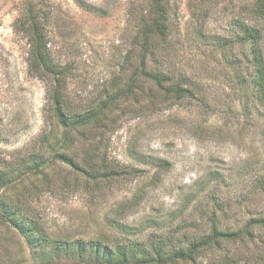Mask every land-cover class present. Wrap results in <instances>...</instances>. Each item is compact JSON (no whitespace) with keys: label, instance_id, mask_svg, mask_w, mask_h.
<instances>
[{"label":"rangeland","instance_id":"obj_1","mask_svg":"<svg viewBox=\"0 0 264 264\" xmlns=\"http://www.w3.org/2000/svg\"><path fill=\"white\" fill-rule=\"evenodd\" d=\"M151 1L83 0L89 11L75 0H0V162L18 184L23 180L6 190V199L19 201L53 238L99 237L113 244L123 235L107 217L133 227L160 220L163 228L144 230L134 237L140 241L170 232L208 234L212 212L223 228L236 231L264 217V104L247 61L251 48L236 46V17L253 0H168L169 49L149 56L148 66L161 57L165 70L188 82L192 97L147 107L149 96L159 93L138 72L140 31L144 20L150 22ZM31 6L48 16L52 58L72 70L67 92L74 106H96L135 81L134 98L115 107L117 125L103 149L111 160L146 174L120 179L106 198L92 201L74 185L72 168L53 159L62 130L53 116V79L30 67L24 22ZM253 24L264 35V22ZM236 60L242 67L237 72ZM83 152L70 153L78 159ZM142 156L172 167L157 173ZM37 166L49 175V186L41 174L31 175ZM156 174L160 183L155 185ZM30 184L38 186L31 196L26 192ZM139 190L147 191L143 203L120 216L122 203ZM253 234V239L223 244V250L207 253L200 263L223 264L227 256L232 264H264V228L256 227ZM0 264H39L26 239L1 217Z\"/></svg>","mask_w":264,"mask_h":264},{"label":"trees","instance_id":"obj_2","mask_svg":"<svg viewBox=\"0 0 264 264\" xmlns=\"http://www.w3.org/2000/svg\"><path fill=\"white\" fill-rule=\"evenodd\" d=\"M80 6L91 10L83 0H75ZM246 11L236 17V46H250L249 64L255 70L253 79L261 103L264 104V50L263 30L253 23L264 22V0H253L245 6ZM205 15V14H203ZM48 16L37 6H31L26 15L24 29L30 41V67L32 71L43 72L53 79L50 99L53 106V116L62 130L58 148L54 151L53 159L71 167L75 175L74 185L90 197L92 201L106 198L112 186L120 179L134 180L145 176L146 171L131 166H123L111 160L103 147L105 137L114 131L117 125L114 112L121 101L134 98L135 81L132 80L126 89H118L98 105L80 109L73 105L68 97V79L72 70L62 66L52 58L47 40ZM141 66L139 75L154 84L157 95L149 96V106L169 105L192 97L187 81L177 78L165 70L162 59L155 58V65L148 66V58L154 54L167 53L168 40L172 34V7L168 0H152L150 22L144 20L141 31ZM228 45V42H227ZM236 60V72L241 69ZM241 77V75H240ZM162 98V99H159ZM156 100H159L156 102ZM99 137V138H98ZM82 148V156L76 159L74 152ZM142 162L164 174L171 169L168 161L152 156H142ZM46 167V166H43ZM31 175L41 174L46 185H50L49 175L39 166ZM156 174L155 185L160 183ZM19 181V180H18ZM7 168L0 162V217L4 223L13 228L26 239L27 245L33 251L34 259L39 264H54L56 261L77 262L79 264H201L200 260L209 252L223 250V244L236 243L245 239H253L256 227L264 228V217L251 219L241 229L223 228L212 212L208 221L210 231L205 235L184 233L178 237L177 232L167 235H153L146 241L134 239L144 230L151 227L162 229L160 220L150 219L148 225L139 227L121 224L116 217H107V223L122 233L123 238L113 244L102 238L85 240L84 238L51 237L39 220L34 219L33 213H26L19 201L8 203L6 190L21 186ZM65 184H68L65 181ZM66 188L69 185H64ZM26 190L33 195L38 186L30 184ZM20 195L25 192H20ZM147 191L139 190L134 196L122 203L119 215L136 210L145 200ZM18 199H21V196ZM193 199L189 203L192 202ZM184 212L181 211L182 215ZM223 264H232L230 257H223Z\"/></svg>","mask_w":264,"mask_h":264}]
</instances>
